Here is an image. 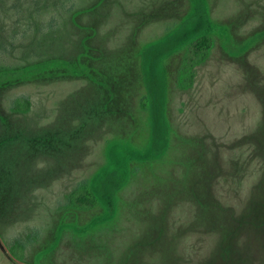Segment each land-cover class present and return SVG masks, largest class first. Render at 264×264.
Instances as JSON below:
<instances>
[{
	"label": "rangeland",
	"instance_id": "1",
	"mask_svg": "<svg viewBox=\"0 0 264 264\" xmlns=\"http://www.w3.org/2000/svg\"><path fill=\"white\" fill-rule=\"evenodd\" d=\"M205 1L0 0V264H264V0Z\"/></svg>",
	"mask_w": 264,
	"mask_h": 264
},
{
	"label": "trees",
	"instance_id": "2",
	"mask_svg": "<svg viewBox=\"0 0 264 264\" xmlns=\"http://www.w3.org/2000/svg\"><path fill=\"white\" fill-rule=\"evenodd\" d=\"M190 1H191V8L187 14V17L192 16V15L194 16V12L195 11L199 12L202 7L204 9V6L206 8V5H205L206 1L205 0H190ZM202 3H204V4H202ZM206 13H207V10H206ZM200 19L204 20L205 24H202L203 27H199L201 24L199 25L197 23L196 27H198L199 29L196 28L197 29L196 32L194 34L190 35L180 45V48L184 47V46L186 48L185 54L183 56L182 67H181V76H180V80H179V86L182 88L187 87L191 84L192 75H193L192 68L195 66V64L201 62L202 60H204L207 57L208 52H209L210 48L212 47V43H213L212 34L213 33H218L221 37H223L222 38L223 39V46H226V39L225 38L228 35L225 32H222V31L220 32V28H218L220 26L218 25V23L213 22V20L208 15L206 18L204 16V19L202 17ZM197 20H198L197 18H194L193 25L197 22ZM183 25H185V24L180 23L174 29L173 34L174 33L176 34V32L181 31V28L183 27ZM173 34L169 32L166 35H164L163 37L158 38V39L153 40V41H150L143 46L142 55H143L144 61H143L142 65H143L144 70H146L145 59H146L147 52L150 51V49H152V48L158 47L159 44L164 42L167 38L171 37V35L173 36ZM223 35H225V38ZM166 54H168V52H166ZM16 73H18V71L0 72V79L3 78V76L9 77L11 74L13 75ZM146 145H148V143ZM165 147H166V145L157 154H152V153L148 154L147 151L143 152L142 150H139V149H135V150L132 149V151L131 150H128V151L125 150V151H127V155L125 154V158L123 159V161H121V162H123V167L121 168L120 171H118V167L116 165H114L115 167L109 166L110 171H111V172H109V174H113L114 176H117L118 178L123 177L125 179V175H122V174H125L123 169L127 168V162L129 160L137 159V160L142 161V160L159 158L163 154ZM101 170H103V167L100 168V171ZM105 176H107V174ZM124 179H123V181H124ZM123 181H121V180L118 181V184L116 185L115 190H117L122 185ZM103 182H104V180L101 179L100 184H99L100 189H98V190H97L98 183L96 184V182L94 180L93 181L90 180L89 182L87 180L80 182L67 195V197H66L67 205L70 207H75V208H90V207H93L97 204H101V205L104 204L105 202H103L102 198H101V192L105 189ZM115 202H116V200L114 199L112 204L115 205L116 204ZM113 213H114V210L112 211L111 215H113Z\"/></svg>",
	"mask_w": 264,
	"mask_h": 264
}]
</instances>
